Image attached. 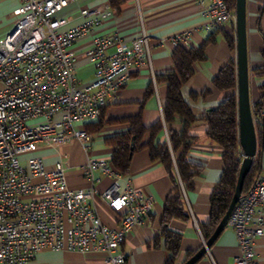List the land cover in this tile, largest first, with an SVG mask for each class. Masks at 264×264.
Returning a JSON list of instances; mask_svg holds the SVG:
<instances>
[{"label": "built area", "instance_id": "built-area-1", "mask_svg": "<svg viewBox=\"0 0 264 264\" xmlns=\"http://www.w3.org/2000/svg\"><path fill=\"white\" fill-rule=\"evenodd\" d=\"M80 1L21 0L14 27L0 42V264H31L44 249L103 252L105 264H128L123 243L135 226L146 222L153 205V199L134 186L121 188L122 174L108 159L88 158L82 170L90 185L73 188L62 159L47 168L45 158L34 154L75 140L88 150L94 134L85 123L100 117L132 70H153L151 38L145 30L130 41L118 33L96 34L84 52L95 64V74L80 81L73 45L112 15L109 9L81 7L82 22L63 28L68 18L59 13ZM200 1L202 22L158 39V45L189 44L195 31L209 32L235 21V11L225 0ZM111 46L115 50L108 53ZM258 118L264 122V103ZM99 171L114 178L103 189L95 184ZM97 200L114 215L116 225L103 221ZM227 227L236 235L237 264H259L264 171L242 194Z\"/></svg>", "mask_w": 264, "mask_h": 264}, {"label": "crops", "instance_id": "crops-1", "mask_svg": "<svg viewBox=\"0 0 264 264\" xmlns=\"http://www.w3.org/2000/svg\"><path fill=\"white\" fill-rule=\"evenodd\" d=\"M21 0H0V42L14 27L18 17L17 8ZM109 9V16L99 27L83 38L77 40L73 47L78 53L76 63V76L84 68L91 65L90 72L84 74L88 80L95 74V64L84 55L90 46L92 38L96 34L111 35L118 33L125 41H130L146 31L151 38V58L153 70L148 67L134 69L124 87L119 89L106 103V119L121 118L133 115H142L146 125H151L159 119L164 120L163 104L166 98L167 86L165 83L156 82L153 76L164 73L173 68L172 51L174 46L166 43L158 45L157 40L170 34L193 27L203 20V5L200 0H123L119 8L112 7L109 0H81L79 3H71L65 7L59 16L68 18L63 28H68L81 23V7ZM247 26H248V51L250 61V97L252 104L261 100L264 94V75H257L253 70L264 64L262 50H264V0H247ZM235 21H230L213 31L198 30L193 33L192 41L183 45H201L210 33L220 30L217 41L207 47V59L195 64V73L183 88L184 96L191 102L196 114H204L208 110L217 107L221 101L231 92L217 90L212 77L227 63L230 58L236 59V50L228 48L221 33L222 30L233 28ZM115 50L114 46L107 49L108 53ZM87 76V77H86ZM86 77V78H85ZM85 81L83 78H78ZM153 83L154 93L146 96L150 84ZM210 89L211 93L206 98L196 101L190 98L191 92L200 93ZM175 131H180L182 124L179 120L169 125ZM164 122L162 136L169 141V128ZM126 129V124L118 123L105 127L104 130L93 133L94 138L88 150H85L78 140L73 141L62 148H42L34 154L45 158L43 152L54 150L53 154H47L46 165L53 167L56 161L62 159L67 166V176L71 187H85L90 185V180L84 175L82 166L88 158H105L110 160L112 148L104 143V137ZM207 122L199 120L189 129L190 135L195 137L192 149L188 153L191 161L203 164L205 170L202 176L194 179V188L184 190L186 204L191 219L171 222V228L182 233V253L179 261L183 259L187 250H198L202 247L204 239L202 223L208 220L211 212L210 195L216 183L220 179L224 160L220 145L210 139L207 134ZM150 139L148 133L144 141ZM182 147L178 150L171 148L172 157L176 163L182 153ZM41 151H43L41 153ZM262 169L264 171V144L261 147ZM240 147V155H241ZM100 181H95L100 189L107 187L114 180L113 177L97 172ZM121 188L128 185L142 191L153 199L152 208L146 222L135 226L127 235L122 249L128 256V264H164L169 256L167 249L160 244L155 247L153 239L160 231L164 201L171 189L172 181L165 165L159 160L151 159L149 148L136 150L131 157L130 171L127 175H120ZM182 184V181H181ZM183 185V184H182ZM97 210L103 221L109 225H116L114 215L107 209L101 200L96 201ZM47 250V249H44ZM44 250L39 251L42 252ZM257 258L259 264H264V234L256 243ZM60 251V258L52 264H105L103 252L79 253L68 250ZM239 247L234 231L227 227L218 236L208 253L196 264H237ZM38 256V254H37ZM37 256L31 264H43L37 262Z\"/></svg>", "mask_w": 264, "mask_h": 264}, {"label": "trees", "instance_id": "trees-1", "mask_svg": "<svg viewBox=\"0 0 264 264\" xmlns=\"http://www.w3.org/2000/svg\"><path fill=\"white\" fill-rule=\"evenodd\" d=\"M225 1L235 11L236 0ZM122 2L123 0H109L110 5L115 8H119ZM219 32L220 30H216L210 33L206 40L197 47L183 44L176 46L172 51L173 68L155 76L156 82L165 83L167 86L166 98L163 104L164 120L159 119L151 125H146L141 114L106 119V105H104L98 119L85 123L86 130L91 133L100 132L109 125L126 124L124 131L104 137V143L112 148L110 162L113 168L120 174L127 175L129 173L132 154L142 148H149L151 159L153 161L159 160L165 165L172 181V186L164 201L160 231L153 239L155 247L162 244L169 252V256L164 264H182L197 251L187 250L183 259L179 261L180 254L182 253V233L171 228V222L175 219H191L184 190L194 188V179L202 176L205 170L203 164L195 163L188 157V153L195 141V137L189 133L192 124L199 120L207 122L206 134L220 145L224 160L222 175L210 195V215L208 220L202 223V231L206 239L212 235L228 209L240 169L242 158L239 140L236 59L230 58L212 77V83L217 90L231 92L217 107L208 110L204 114H196L191 102L183 93L184 86L195 73V64L207 59V47L217 41ZM221 33L228 48L235 51V23H233L232 29L222 30ZM262 55L264 57V50H262ZM253 70L257 75H264V64L260 67H255ZM153 93L154 86L151 83L147 89L146 96ZM210 93V89H205L200 93L191 92L190 98L196 101L200 98H206ZM263 103L264 94L261 100L252 104L258 150L245 178L243 194L247 192L252 179L262 169L261 147L264 144V122L259 120L258 114ZM177 120L182 124L180 131H175L169 127V125ZM164 122L169 127V141L162 136ZM148 133L150 134V139L144 141ZM132 143H134L133 148ZM180 147L183 150L175 163L171 148L176 151Z\"/></svg>", "mask_w": 264, "mask_h": 264}, {"label": "water", "instance_id": "water-1", "mask_svg": "<svg viewBox=\"0 0 264 264\" xmlns=\"http://www.w3.org/2000/svg\"><path fill=\"white\" fill-rule=\"evenodd\" d=\"M236 29V62H237V95L239 140L242 151V160L235 185V190L228 209L216 226L212 235L203 242L189 259L182 264H196L208 253L218 236L226 228L231 212L243 194L245 178L253 164L258 150V139L250 97V61L248 51L247 0H236L235 4ZM134 143H132V148Z\"/></svg>", "mask_w": 264, "mask_h": 264}, {"label": "rangeland", "instance_id": "rangeland-1", "mask_svg": "<svg viewBox=\"0 0 264 264\" xmlns=\"http://www.w3.org/2000/svg\"><path fill=\"white\" fill-rule=\"evenodd\" d=\"M91 69H92L91 65L89 67L84 68V70H82V71H80L78 73V78H80V79L83 78V80H85V81L90 80L91 78L88 79V80L84 79V74H86L87 72H90ZM62 147L63 146H60V147H57V148H62ZM42 152L43 151H41V153ZM48 153L49 154H53L54 150H48V152L44 151L43 155L45 156V158L47 157ZM47 168H50V167L47 166ZM60 254H61L60 251L51 250V249L44 250V251L38 253L37 262L38 263H43V264H52V263L56 262L61 257Z\"/></svg>", "mask_w": 264, "mask_h": 264}]
</instances>
